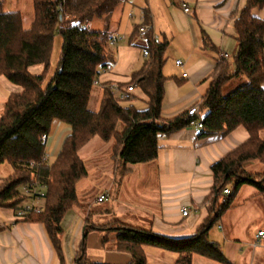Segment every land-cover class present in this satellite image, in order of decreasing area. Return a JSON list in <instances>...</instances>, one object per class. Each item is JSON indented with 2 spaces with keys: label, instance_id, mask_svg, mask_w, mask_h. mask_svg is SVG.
Segmentation results:
<instances>
[{
  "label": "trees",
  "instance_id": "1",
  "mask_svg": "<svg viewBox=\"0 0 264 264\" xmlns=\"http://www.w3.org/2000/svg\"><path fill=\"white\" fill-rule=\"evenodd\" d=\"M118 3L32 0V19L26 28L22 14L3 12L0 0V75L21 88L9 95L0 116V164L6 162L12 170L0 182V207L16 211L25 199L23 186L32 179L44 184L43 209L29 211L22 221L44 226L60 264L64 262L61 220L68 210L80 205L76 185L88 174L80 157L85 145L93 138L111 143L114 169L124 175L129 165L156 160L159 136H168L195 120L187 117V110L162 117L166 81L162 69L168 40H155L150 30L141 44L149 55L129 80L146 97L145 108L117 102L104 87L98 109H88L94 82L111 62L108 32L91 30L88 23L106 17ZM263 5L264 0H247L234 21L235 52L219 56L203 79L208 85L197 103L200 111H205L199 137L226 136L237 126L248 132L247 140L210 166L212 186L207 200L211 205L207 218L195 234L180 239L117 219L98 225L106 233H116V249L131 255L129 264H146L145 245L175 252L173 264H192L194 255L232 264L219 244L209 240L208 233L234 206L243 185L252 186L264 198V174L245 167L254 162L264 165V20L252 15V9ZM147 23L148 15L144 13L143 24ZM139 28H133L130 40L139 35ZM56 36L61 39L60 51L52 67ZM35 65L42 67L38 74L29 70ZM241 77L244 82L225 92L232 80ZM54 121L69 125L70 132L51 164L36 165L45 155L42 137L48 136ZM225 188L230 191L228 195H223ZM79 263L94 264L83 259Z\"/></svg>",
  "mask_w": 264,
  "mask_h": 264
},
{
  "label": "crops",
  "instance_id": "2",
  "mask_svg": "<svg viewBox=\"0 0 264 264\" xmlns=\"http://www.w3.org/2000/svg\"><path fill=\"white\" fill-rule=\"evenodd\" d=\"M20 1L23 3L22 7L27 4L25 8L29 12L32 0ZM246 2L247 0H119L109 15L90 21L97 22L98 27L93 30L108 32L111 62L107 69L100 72L97 83L92 87L88 109H98L104 87L112 83L128 84L130 74L138 71L147 59L141 47L144 39L138 35L130 40L133 28L143 25L144 13L148 15L147 24L154 39L168 40L162 69L166 77L162 117H173L197 104L208 85V81L203 79L213 69L216 59L221 55H232L236 50L234 21ZM183 4L189 8L188 12L183 11ZM18 12L22 14L21 11ZM252 15L264 20V5L252 9ZM178 60L181 62L179 65L176 64ZM29 70L31 72V67ZM41 70L42 67L38 73ZM184 73L186 76L182 75ZM4 78L6 79L0 75V116L9 95L21 91L19 86L9 84ZM145 102L146 97L135 87L133 99L126 104L143 109ZM52 125L55 126L54 132L51 134L50 131L45 143V156L49 164L54 161L64 138L70 132L69 125L60 121H54ZM199 132L200 130L190 125L168 136H159L157 158L153 163L127 167L126 173L122 175V178L125 177L123 182L129 184V190L137 197L136 200L129 195L118 194L121 197H116L118 206L112 203L110 207L97 211V214L90 211L85 213L79 205L68 210L61 220L63 264H80V259L94 264H129L131 255L116 249V233H106V230L98 227L111 220L117 219L129 226L149 229L170 239L195 234L198 226L207 218L211 205L207 200L212 186L210 166L248 138V132L243 126H237L226 136L201 138ZM100 142L105 144L101 140ZM80 157L82 158L81 155ZM110 157L114 168L112 152ZM250 164L245 166L246 169L250 166L257 167L255 162ZM9 168L6 176L12 171ZM6 176L0 177V182ZM149 177L154 181V186L136 192L135 187L138 189L140 185H148ZM86 178L87 176L83 179ZM256 196L253 187L243 185L234 201L238 197L247 201L256 199ZM24 200L26 201L21 205L32 202L43 209V198ZM182 207L189 209L187 216L181 215ZM15 213L14 210L0 207V264H60L44 226L22 221ZM224 214L217 220L219 229H223L221 218ZM252 214L254 218H259L257 211ZM232 229L235 239L229 237L228 233L232 230L228 227L221 235L222 242L237 241L235 246L240 252L243 251V243L251 244L253 249L259 245L264 247V239L253 246L257 231H264V228L254 231L250 226L249 234L244 236L239 234L242 230L241 223L234 224ZM209 235L210 231L208 237ZM143 250L147 258L146 264H173L177 258L175 252L157 246L145 245ZM257 255H260L257 251L250 255L247 252L239 257L238 264H254Z\"/></svg>",
  "mask_w": 264,
  "mask_h": 264
},
{
  "label": "rangeland",
  "instance_id": "3",
  "mask_svg": "<svg viewBox=\"0 0 264 264\" xmlns=\"http://www.w3.org/2000/svg\"><path fill=\"white\" fill-rule=\"evenodd\" d=\"M26 2V0H25ZM24 2V3H25ZM23 3L20 0H2V11L3 12H11L14 10L21 11L23 15V24L27 28L32 19V4L30 1L29 5V12L28 8L26 9L25 6L22 7ZM25 8V9H23ZM96 19V18H93ZM92 21V20H91ZM88 27L93 30L98 27L96 20L93 22L88 23ZM60 43L61 39L59 36H56L51 63L52 67L55 66V63L59 57L60 51ZM166 59V58H165ZM41 69V65H35L31 67V72L33 74L38 73ZM5 79V78H4ZM6 82L13 85L7 79ZM244 77L237 78L232 80L230 84L225 87V92H228L238 86L241 82H244ZM16 87V86H15ZM127 102H123V105H127ZM54 125H52L51 134L54 132ZM50 137L48 138L49 141ZM100 140H91L81 151L80 155L84 160V165L87 169V178L81 180L77 184V193L79 196L80 205L79 208L83 209L85 213L90 211V213L97 214V211H102L103 209L110 207L112 203L114 206H118V202L116 201V197L121 198L120 195H129L130 198H134L136 200V196L133 195V192L129 190V184L126 182L124 183L122 175L115 171L112 165L111 159V143L109 144H100ZM46 164H49L46 157ZM252 164V163H251ZM250 164V165H251ZM257 167L251 168L248 167L246 170L250 172H256L258 175L264 174V165L261 163L256 162ZM10 165L8 163L0 164V177L6 176L7 172L10 171ZM136 167H139L138 165ZM150 179V180H149ZM148 185L143 184L138 187H135L136 192L138 190H142L145 187H153L154 181L149 177ZM252 187V186H251ZM248 189V188H247ZM246 192V191H245ZM100 194L105 195V199L101 202L97 201V197ZM256 199H247L244 198H237L236 201L233 202L234 206L228 210L224 216L221 218L223 223V229L217 228L218 222L213 225L210 230L209 240L214 241L219 244L221 251L225 254L226 258L232 262V264H238V259L242 255H245L249 252V255L253 251L259 252L260 255L256 256V260L254 264H264V247L262 245L252 248L251 244L243 243L241 246L243 247V251L240 252L237 250L235 244H238L237 241H224L221 240V235L228 227L232 230L231 233H228L231 238H234V231L233 226L234 224L239 223L242 224V230L239 233L241 236L248 235L250 232V226L254 228V231L257 228H264V198L261 196H256ZM139 202V201H135ZM257 211L259 214V218H254L252 212ZM230 231V230H228ZM263 244V243H262ZM240 246V247H241ZM247 251V252H246ZM236 255V256H235ZM235 261V263L233 262ZM203 262V263H202ZM192 264H215L212 260H208L205 257L196 255ZM240 264H244L241 263Z\"/></svg>",
  "mask_w": 264,
  "mask_h": 264
},
{
  "label": "built area",
  "instance_id": "4",
  "mask_svg": "<svg viewBox=\"0 0 264 264\" xmlns=\"http://www.w3.org/2000/svg\"><path fill=\"white\" fill-rule=\"evenodd\" d=\"M183 11L188 12L189 8L183 4ZM149 31L148 24H143L139 28V37L144 39L146 33ZM142 53L144 56L148 57V52L146 49L142 50ZM176 64H181V62L178 60L176 61ZM183 76H186V74H182ZM97 83V80L94 82V84ZM110 93L112 97L119 103L128 102L133 99L134 97V90L135 86L132 83H128L126 85L119 84V83H112L108 86ZM187 117L193 118L195 117V120H192L191 126L194 127L196 130L203 129L202 119H203V111H200L198 104H194L187 110ZM43 143H46L47 137H42ZM46 163V156L44 155L41 162L37 163L36 165L44 164ZM34 163H32V166ZM45 190V185L37 181L36 179H32L27 185L23 186L21 188V193L24 195L26 199L28 198H42ZM229 189L225 188L223 190V195L229 194ZM105 199V195H99L97 198V201L101 202ZM26 201V200H24ZM41 208L39 206H36L34 203L31 202L29 205H21L15 212L17 217L23 218L25 214H27L29 211H39ZM180 213L182 216H187L189 214V209L186 207L180 208ZM255 242L253 246H257L261 239H264V231L259 230L257 231L255 235Z\"/></svg>",
  "mask_w": 264,
  "mask_h": 264
}]
</instances>
